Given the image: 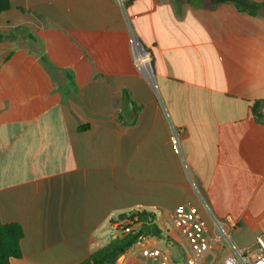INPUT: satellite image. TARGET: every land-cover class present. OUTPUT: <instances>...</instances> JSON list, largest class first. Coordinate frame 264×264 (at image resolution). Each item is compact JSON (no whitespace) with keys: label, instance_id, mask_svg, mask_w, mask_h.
Instances as JSON below:
<instances>
[{"label":"crops","instance_id":"obj_1","mask_svg":"<svg viewBox=\"0 0 264 264\" xmlns=\"http://www.w3.org/2000/svg\"><path fill=\"white\" fill-rule=\"evenodd\" d=\"M8 1L0 223L23 233L10 264H80L113 239L112 221L135 212L152 214L159 236L115 264L143 247L182 264L186 233L170 218L181 204L206 227L204 207L231 217L239 247L264 238V12L207 0ZM132 39L150 56L152 82L134 65ZM167 119L182 129L184 166ZM216 262L207 254L202 264Z\"/></svg>","mask_w":264,"mask_h":264},{"label":"built area","instance_id":"obj_2","mask_svg":"<svg viewBox=\"0 0 264 264\" xmlns=\"http://www.w3.org/2000/svg\"><path fill=\"white\" fill-rule=\"evenodd\" d=\"M141 50V51H140ZM132 56L135 67L149 81L153 74L149 54L132 39ZM159 105L164 114L165 107L161 100ZM168 142L173 154L184 166L182 150V129L174 126L168 119ZM210 226L206 227L193 207L178 205L170 213V218L184 229L187 238L189 256L182 264H202L205 255L211 254L218 264H264V238L258 236L255 248L239 247L234 243L238 224L231 217L218 219L205 208ZM143 225L134 213L125 214L111 222L113 238H122L127 234L142 232ZM141 240V238H140ZM138 259L140 261H138ZM180 264L172 261L156 247H143L133 253L127 264Z\"/></svg>","mask_w":264,"mask_h":264},{"label":"trees","instance_id":"obj_3","mask_svg":"<svg viewBox=\"0 0 264 264\" xmlns=\"http://www.w3.org/2000/svg\"><path fill=\"white\" fill-rule=\"evenodd\" d=\"M209 6L222 3L232 4L236 10L251 16L264 12V2L252 0H207ZM10 8L8 0H0V12ZM1 39V36H0ZM143 225L155 227L153 216L149 213L135 212ZM124 216V215H123ZM121 217V216H120ZM23 236L22 229L18 224L0 223V264H10V259L20 258L21 252L19 242ZM142 237V232L127 234L122 238H113L109 244L94 253L91 258L80 264H115L126 251L131 249Z\"/></svg>","mask_w":264,"mask_h":264},{"label":"water","instance_id":"obj_4","mask_svg":"<svg viewBox=\"0 0 264 264\" xmlns=\"http://www.w3.org/2000/svg\"><path fill=\"white\" fill-rule=\"evenodd\" d=\"M122 115H123V117L125 119V122L127 124L133 123L134 120H135V117H136L135 106H134L132 100H130V98L128 97V95H125V97H124V107H123ZM141 231H142L141 239L144 236H148V235H151L153 237H158L159 236V232H158L156 227H147V226H145V227L141 228Z\"/></svg>","mask_w":264,"mask_h":264},{"label":"rangeland","instance_id":"obj_5","mask_svg":"<svg viewBox=\"0 0 264 264\" xmlns=\"http://www.w3.org/2000/svg\"><path fill=\"white\" fill-rule=\"evenodd\" d=\"M245 248V247H244ZM255 248V246L254 247H251V249H254ZM216 264H218V261L216 262Z\"/></svg>","mask_w":264,"mask_h":264},{"label":"bare ground","instance_id":"obj_6","mask_svg":"<svg viewBox=\"0 0 264 264\" xmlns=\"http://www.w3.org/2000/svg\"><path fill=\"white\" fill-rule=\"evenodd\" d=\"M141 51V50H140Z\"/></svg>","mask_w":264,"mask_h":264}]
</instances>
